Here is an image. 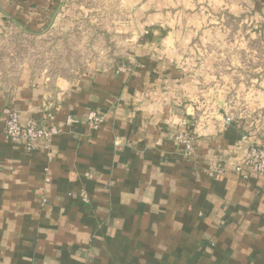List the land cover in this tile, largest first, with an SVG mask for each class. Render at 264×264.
Instances as JSON below:
<instances>
[{
  "label": "crops",
  "instance_id": "0c3cea01",
  "mask_svg": "<svg viewBox=\"0 0 264 264\" xmlns=\"http://www.w3.org/2000/svg\"><path fill=\"white\" fill-rule=\"evenodd\" d=\"M88 1L0 0V31L95 15L124 48L121 71L0 86V264H264V178L234 172L264 142V0ZM7 106L60 134L26 153Z\"/></svg>",
  "mask_w": 264,
  "mask_h": 264
},
{
  "label": "rangeland",
  "instance_id": "374dc122",
  "mask_svg": "<svg viewBox=\"0 0 264 264\" xmlns=\"http://www.w3.org/2000/svg\"><path fill=\"white\" fill-rule=\"evenodd\" d=\"M86 5L93 9L105 8L103 0H89ZM104 19L95 15L86 17L80 26L69 30L64 28L60 20L55 27L36 35L6 22L0 31V86L11 88L24 74L37 84H47V87L52 88L58 80L71 79L90 67H117L116 70L121 71L124 59L122 40L114 32L106 30ZM51 108L47 109L45 116L47 113L54 116ZM89 112L91 110L86 112L83 121L88 128L86 116ZM71 118L77 121L76 124L80 123L77 118Z\"/></svg>",
  "mask_w": 264,
  "mask_h": 264
},
{
  "label": "built area",
  "instance_id": "2783aa9c",
  "mask_svg": "<svg viewBox=\"0 0 264 264\" xmlns=\"http://www.w3.org/2000/svg\"><path fill=\"white\" fill-rule=\"evenodd\" d=\"M2 112L4 116L2 133L13 144L22 145L26 153L34 151L39 141L49 142L60 134V130L52 125L54 116L51 113L46 114L43 124L34 119H29L22 124L15 110L5 107ZM103 120V116L94 111L86 116L87 124L92 129H97ZM76 123L77 121L71 117L66 118V126ZM225 123L228 125L229 122ZM192 141V135L187 131L179 132L174 136V142L182 148L185 156L192 154ZM221 172L219 168L212 170L210 175H219ZM234 172L243 179H248L250 176L264 178V142L251 145L242 156L238 166L234 168Z\"/></svg>",
  "mask_w": 264,
  "mask_h": 264
},
{
  "label": "water",
  "instance_id": "95a60500",
  "mask_svg": "<svg viewBox=\"0 0 264 264\" xmlns=\"http://www.w3.org/2000/svg\"><path fill=\"white\" fill-rule=\"evenodd\" d=\"M1 11V10H0ZM4 14V13H3ZM5 16H6V14H4ZM30 33V32H29ZM30 34H32V35H36V33H30Z\"/></svg>",
  "mask_w": 264,
  "mask_h": 264
}]
</instances>
